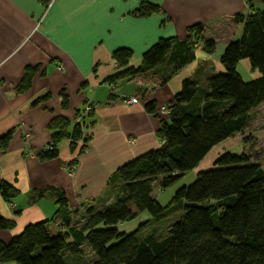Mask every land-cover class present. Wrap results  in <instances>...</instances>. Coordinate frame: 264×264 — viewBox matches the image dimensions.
<instances>
[{"label": "crops", "instance_id": "crops-1", "mask_svg": "<svg viewBox=\"0 0 264 264\" xmlns=\"http://www.w3.org/2000/svg\"><path fill=\"white\" fill-rule=\"evenodd\" d=\"M144 1L159 4L165 15H136ZM251 6L264 9V1L53 0L47 6L44 0H0V138L12 131L8 145L0 146V178L19 191L11 201L0 195V217L16 222L13 229L0 231V239L8 242L28 224L41 221H48L53 233L65 232L55 216V198L48 193L40 197L39 191L63 190L68 209L78 214L95 205L105 196L118 167L160 145L157 131L168 121V112L159 110L167 108L183 80L195 77L200 67L203 83L224 70L199 43L196 59L178 70L163 65L155 72L110 84L106 78L117 70L115 49L130 48V64L138 66L144 51L162 37L184 40L192 25L229 21L233 31L226 38L209 36H216L224 50L243 34L244 24L233 18L247 17ZM164 17L167 21L162 25ZM240 64L249 80L260 76L247 59ZM28 70L31 84L20 90ZM132 97L139 102L127 103ZM150 101L156 102V114L145 109ZM78 122L90 125L83 128V135L91 136L87 142L72 143ZM62 132L58 156L40 159L38 153ZM75 163L76 171L70 174L68 167Z\"/></svg>", "mask_w": 264, "mask_h": 264}, {"label": "trees", "instance_id": "trees-1", "mask_svg": "<svg viewBox=\"0 0 264 264\" xmlns=\"http://www.w3.org/2000/svg\"><path fill=\"white\" fill-rule=\"evenodd\" d=\"M44 1L48 5L49 0ZM251 9L247 17L233 18L244 24V30L240 39L227 43L220 58L224 70L205 83L199 79L201 67L195 77L184 79L165 108L168 121L157 131L160 145L127 161L111 175L104 196L110 202L101 207L89 205L78 214L68 209L63 190H40L38 196L48 193L55 198V216L66 231L53 233L48 221L28 224L8 242L0 239V264H91L84 258L85 246L94 256L92 264H264L263 158H253L246 149L242 155L225 152L214 168L200 172L193 183L177 189L169 205H161L153 196L156 180L162 188L171 186L196 168L216 145L236 134L244 135L254 109L264 103V9ZM134 13L141 17L165 15L159 4L149 1L142 2ZM166 21L164 17L162 25ZM205 28L202 23L190 26L184 40L160 38L144 51L138 66L130 64V48L115 49L112 57L117 70L106 81L114 84L155 72L163 65L178 70L196 59L199 43L206 53L213 54L218 41L205 38ZM243 59L260 76L244 79L238 71ZM31 81L28 70L20 90L28 88ZM63 103H67L65 94ZM145 109L156 114V102H148ZM89 126L78 122L71 133L72 143L90 140V134L83 135V128ZM11 135L12 131L0 138L1 147L8 145ZM62 136L63 132L54 134L52 144L38 153L39 158H56ZM243 139L246 145L255 141L251 135ZM18 194L14 185L0 178L4 200L11 201ZM178 208L182 217L169 226L164 237L141 234L144 225L161 221ZM143 212L151 215L149 221L129 232L120 230V224ZM15 226V220L0 217V231Z\"/></svg>", "mask_w": 264, "mask_h": 264}, {"label": "rangeland", "instance_id": "rangeland-1", "mask_svg": "<svg viewBox=\"0 0 264 264\" xmlns=\"http://www.w3.org/2000/svg\"><path fill=\"white\" fill-rule=\"evenodd\" d=\"M232 28L233 25L229 21L216 22L205 28L204 37L206 38L209 36L217 35V38L224 39L227 37V35L231 34V32L233 31ZM222 33H224L225 35ZM218 44L219 45H217L212 56L220 60L226 47L224 48V50H222V43L219 42ZM241 65L242 64L239 65L238 71L244 79L249 80L245 69H243L244 67L242 68ZM129 101L130 99H127V103H129ZM164 109L165 108L159 110V112H163ZM252 120L253 121L251 123V128H248L245 131L244 135L240 136L236 134L228 138L226 141L216 145L199 163V166L186 172L179 180H177L171 186L167 188H162L160 185V180H156L153 185V196L159 201L161 205H169L177 189L182 186L193 183L200 172L214 168L215 161L217 160V158L225 152H230L236 155H242L246 149V151H248V153H250L253 158L264 157V103L253 111ZM250 135L255 138V141L250 142L248 145H246L243 141V138ZM109 202L110 198L106 199L103 197L99 202L96 203V206L101 207L102 205H107ZM181 217L182 212L181 209L178 208V210L170 214L167 218L161 221L152 220L151 223L144 225L142 227L141 234L143 236L147 234H155L157 238H162L167 234L169 226L173 222L178 221ZM150 218L151 215L148 212H143L139 214V216L135 220L120 224L119 228L120 230H128L129 232L138 228L142 223L149 221ZM83 249L84 258L90 261V263L92 264L94 262V256L92 252L86 246Z\"/></svg>", "mask_w": 264, "mask_h": 264}, {"label": "built area", "instance_id": "built-area-1", "mask_svg": "<svg viewBox=\"0 0 264 264\" xmlns=\"http://www.w3.org/2000/svg\"><path fill=\"white\" fill-rule=\"evenodd\" d=\"M53 2V0H49L48 5L49 6L51 3ZM139 99L137 97H132L129 101L130 104H134V103H138ZM165 111V109L163 110V112ZM68 171L70 174H73L76 171V164L68 167Z\"/></svg>", "mask_w": 264, "mask_h": 264}]
</instances>
